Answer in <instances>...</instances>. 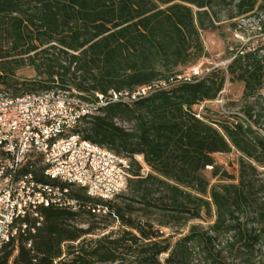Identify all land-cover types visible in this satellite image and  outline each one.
I'll return each mask as SVG.
<instances>
[{
    "label": "trees",
    "instance_id": "1",
    "mask_svg": "<svg viewBox=\"0 0 264 264\" xmlns=\"http://www.w3.org/2000/svg\"><path fill=\"white\" fill-rule=\"evenodd\" d=\"M260 15L264 0H0V94L56 87L93 98L150 87L73 130L130 160L128 192L116 196L123 201L90 198L45 177L34 161L25 171L68 187L79 207H39L41 219L22 220L0 264H160L162 254L164 264H264V62L258 49L232 51L226 71L242 85V116L216 126L192 107L217 98L224 69L201 79L180 73L204 55L203 31H233L236 18ZM23 68L34 75L18 77ZM231 149L240 154L236 181L222 172L231 182L209 186L206 167L219 173L213 155ZM188 224L171 245L162 229Z\"/></svg>",
    "mask_w": 264,
    "mask_h": 264
},
{
    "label": "built area",
    "instance_id": "2",
    "mask_svg": "<svg viewBox=\"0 0 264 264\" xmlns=\"http://www.w3.org/2000/svg\"><path fill=\"white\" fill-rule=\"evenodd\" d=\"M261 20L262 15L235 19V54L258 49L264 62ZM234 56L209 67L195 65L185 79H201L217 68L226 70ZM149 89L110 90L95 93L93 98L59 90L16 97L0 95V250L26 228L23 219H41L39 207L71 211L79 207L69 196L68 187L39 182L25 171L32 168L34 161L45 177L79 186L90 198L107 201L122 193L130 177V160L81 138L73 130L83 118L98 114L109 103L134 101Z\"/></svg>",
    "mask_w": 264,
    "mask_h": 264
},
{
    "label": "rangeland",
    "instance_id": "3",
    "mask_svg": "<svg viewBox=\"0 0 264 264\" xmlns=\"http://www.w3.org/2000/svg\"><path fill=\"white\" fill-rule=\"evenodd\" d=\"M224 18V15L221 16V19ZM233 33L234 31H231L227 24H220V26L213 31H203L201 38L204 47V55L198 59L193 66L200 65L202 68L209 67L215 63L231 58L233 56L232 51L236 48V41L234 40ZM189 68V65L180 68L181 75L187 77L191 70V68ZM224 72L225 78L221 91L219 92V94H221H218L215 100L202 102L192 107L194 113H196L204 121L211 123L213 126H216L215 123L218 121H233L236 116H242L241 108L244 104V101L241 98L242 85L236 81H231L227 71L224 70ZM16 75L20 78H29L34 75V71L29 68H23L18 70ZM53 90L58 91L59 89L55 87ZM11 94L12 92L10 90H4L0 95L11 96ZM254 100V98H251L249 102H253ZM261 104L264 106V102L261 101ZM119 124L124 126L126 125L120 122ZM135 159L141 164V174H147L149 169L143 164L141 157H135ZM213 159L216 167L219 169V173L216 176L211 177V167H206L205 174L208 177L209 186L218 183L231 182V180H225L226 178L222 175V172H227L229 175H231V177L234 179L232 181L235 182L238 174V165L240 159L239 152L235 149H231V151L228 153L214 154ZM127 192L128 189L126 186L119 196L125 195ZM111 201L120 203L123 201V199L121 197H114L111 199ZM198 223L206 227L211 222L194 220L189 224ZM189 224L181 229L163 228L162 231L165 233V236H170L169 241L170 244L173 245V243L180 236L187 233ZM113 225V229H115L117 227V223H114ZM165 257L166 254H162L159 257L160 264H164Z\"/></svg>",
    "mask_w": 264,
    "mask_h": 264
}]
</instances>
